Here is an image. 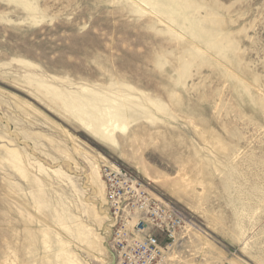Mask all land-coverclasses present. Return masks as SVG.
Here are the masks:
<instances>
[{"label":"rangeland","instance_id":"1","mask_svg":"<svg viewBox=\"0 0 264 264\" xmlns=\"http://www.w3.org/2000/svg\"><path fill=\"white\" fill-rule=\"evenodd\" d=\"M28 1L0 0V264H111L89 160L185 214L159 264H264V0H181L197 34L143 0ZM86 87L145 107L115 144Z\"/></svg>","mask_w":264,"mask_h":264},{"label":"built area","instance_id":"2","mask_svg":"<svg viewBox=\"0 0 264 264\" xmlns=\"http://www.w3.org/2000/svg\"><path fill=\"white\" fill-rule=\"evenodd\" d=\"M101 173L111 218L113 264H159L186 216L144 191L131 171L104 164Z\"/></svg>","mask_w":264,"mask_h":264},{"label":"bare ground","instance_id":"3","mask_svg":"<svg viewBox=\"0 0 264 264\" xmlns=\"http://www.w3.org/2000/svg\"><path fill=\"white\" fill-rule=\"evenodd\" d=\"M17 1L21 2L25 7L29 8V9H33L34 8L33 5L28 0H17ZM143 1L146 2L147 4L151 5L156 10H158V12H161V13H164V14L168 15V17L170 16L169 17L170 19L173 18V22H175L176 24H180L178 22L179 18L182 19V20L188 21L189 22V26H188L189 29L193 33L197 34L199 28L197 27L198 24L195 22V17L191 18L188 15L182 13L184 8L189 7L186 3L182 2L181 0H180L181 2L179 0H143ZM184 24H186V23H184ZM84 90H88L89 91V93L91 95L90 99L92 98V100L94 101V105L96 104L95 102H100L102 104L101 107H99L100 105L94 107L96 109L95 111L98 112V116H96L95 121H93V120H91L89 118L91 120L90 122L88 120L89 126L91 127V129L94 132L99 133V135H101L105 140L109 141L112 144H115V138L113 136L114 129H117V128H119L121 130H125L126 129L127 121L130 118L129 113L130 112H138V111H142V113H144V111H145V107L143 106V104H141L139 102L128 101V99H127V101H128L127 102L126 98H120V100H118L116 97L110 96V95L106 94L105 92L98 91V90L91 89V88L89 89L87 87ZM113 93H114V91L111 92V94H113ZM120 97H122V96H120ZM74 108H76V107H74ZM73 113H75V112H73ZM94 117L95 116L93 115L92 118H94ZM78 119H80V118H78ZM81 121H82V119H81ZM15 155L16 154H13V156H15ZM16 156H15V158H16ZM102 157L104 158V156H102ZM104 164L108 165V166H110L111 168H114V169L123 168L122 166H116L115 164H108V162H104L102 164V166ZM98 166L99 165H97L93 160H89V168H90V174L89 175H90V178H91V182L94 185V189L99 194L100 198L103 199V196L105 197V203H106L105 182H104V179L101 178L102 177L101 168H100V172H99V167ZM137 169L140 170V167L138 165H137ZM20 170L24 171L23 168H20ZM54 172L57 175H61V171L60 170H54ZM140 187L144 191H146L141 184H140ZM148 194H150V193H148ZM153 197H155V196H153ZM160 200H163L164 202H166L164 199L160 198ZM167 204L171 205V207L176 208L178 211H180L183 214V216L185 215L175 205H173L171 203H167ZM74 205H75V208L77 209L78 208L77 204L75 203ZM70 208L67 207V205L64 204L63 208H61V210L55 208L54 211L59 210L61 212V218H63V219H61L62 220L61 221V225H62V227L64 229H66L70 234H72L74 236V238H76L78 241L83 242V243L84 242L89 243L90 240H92V237H93L92 236V232L89 229V226L86 225L85 223H83L80 220L79 216L75 212H72ZM107 212H108V210H107ZM108 214H109V212H108ZM109 216H110V214H109ZM64 218H67L66 221L64 220ZM135 220L136 219L134 218L133 221H135ZM66 222H71V223L67 224ZM180 233H181V231L176 235L175 241H176V239H177V237H178V235ZM56 237H57V235H56ZM58 252H60V251L58 250ZM61 252H63V251H61ZM110 254H111V249H110ZM111 257H112V255H111ZM64 258L65 259L67 258V260H68L67 262H69L68 264H78L77 260L76 261H71L69 258H71V259H75V258H72L71 256L69 257V255L67 256L65 254ZM113 261H114V259L111 258V260H110L111 264H113ZM161 261H162V259H161Z\"/></svg>","mask_w":264,"mask_h":264}]
</instances>
